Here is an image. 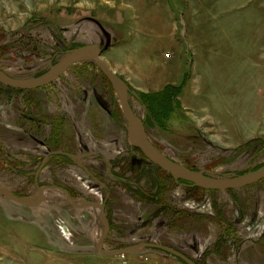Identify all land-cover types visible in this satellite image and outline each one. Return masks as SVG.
<instances>
[{
	"label": "rangeland",
	"instance_id": "1",
	"mask_svg": "<svg viewBox=\"0 0 264 264\" xmlns=\"http://www.w3.org/2000/svg\"><path fill=\"white\" fill-rule=\"evenodd\" d=\"M90 44L120 67L116 74L135 94L128 100L136 115L144 116L143 106L152 112L146 135L170 159L220 176L264 164V0H0V69L10 76L40 75L69 50ZM168 84H182L165 109H178L181 121L168 115L163 122L145 97ZM5 86L0 186L36 199L33 156L58 147L97 152L111 163L130 159L135 169L126 174L112 165L124 182L109 177L104 160L96 162L109 185L106 200V191L64 158L49 162L39 184L63 185L76 201L105 200V251L147 243L171 247L195 264H264V178L238 189H188L160 167L134 161L139 149L128 140L118 97L90 60L22 91L24 101L39 100L40 111L50 107L35 137L20 131V94L5 96L11 92ZM108 101L119 110L118 125L98 106ZM57 162L61 168H53ZM104 231L98 208H74L59 190L45 189L35 206L0 192V264H189L152 247L101 254Z\"/></svg>",
	"mask_w": 264,
	"mask_h": 264
},
{
	"label": "water",
	"instance_id": "2",
	"mask_svg": "<svg viewBox=\"0 0 264 264\" xmlns=\"http://www.w3.org/2000/svg\"><path fill=\"white\" fill-rule=\"evenodd\" d=\"M102 52L103 49L97 44H90L73 48L66 52L56 63L49 66V68L44 73L29 78L13 77L0 69V83L18 89H34L42 87L57 79L59 75H61L69 66L85 60H90L102 72L118 97L122 113L126 120V132L130 144L138 148L143 153L145 158L168 172L175 181L182 180L190 182L195 187L203 190H231L242 188L264 178V164L257 169L250 170L243 174H230L229 176H220L204 170L197 171L188 169L165 156L148 139L145 132L143 120H141L134 114L129 105L128 93H132L131 90L124 82V80L107 65V63L102 58ZM42 190L43 187L37 190L36 199L29 200L26 198L18 197L6 187L0 186L1 193H5L11 200L25 206L38 205L42 200ZM69 202L75 207L94 205L99 209L101 221L104 224L105 229L102 238L97 243V250L101 254H130L136 252L141 247H152L169 252L189 264H195L189 258L174 250L173 248L158 244L145 243L133 246L131 248H121L117 250L105 251L102 249L101 245L109 232V226L105 216L103 205L90 202L76 205L70 199Z\"/></svg>",
	"mask_w": 264,
	"mask_h": 264
},
{
	"label": "flooded vegetation",
	"instance_id": "3",
	"mask_svg": "<svg viewBox=\"0 0 264 264\" xmlns=\"http://www.w3.org/2000/svg\"><path fill=\"white\" fill-rule=\"evenodd\" d=\"M5 87L10 88V91H11L10 94L7 93L6 91H3L4 93H6L5 96H7V97H9V96H11L13 94L12 91H17L18 90V92H19L18 94H20V97H19L18 102H17L18 103V109H17V111H15V113L17 114V119L20 120L19 123H18L20 125V131L23 132V133L25 132V133L31 135L32 137H35L39 133V125H40L41 119L43 117V115L41 113H45V111H48V108H50V107H43L44 108L43 111H40L41 106L39 105V100L38 101L35 100V101H31L30 102V101H24V99H22V91L24 89L12 88V87H9L7 85ZM129 94L135 96V94H133V93H129ZM128 102H129V105H130L131 109L133 110L129 100H128ZM107 104L108 105H104V104H99L98 103V106L105 112V114H106L108 119H110L114 124L118 125L119 124V121H118L119 117L117 118V116H119L118 115V111L119 110L117 109V107L114 106L112 101H108ZM118 104H119V108L121 110L119 100H118ZM143 109H144V113L145 114H144V116L142 118L137 116L136 113L134 112V110H133V112H134V114L137 117H139L141 120H143L144 128H145L146 123H147L146 122L147 114L149 115L152 112L147 110L146 106H143ZM7 112H6V114H7ZM121 113H122V110H121ZM168 114L170 115L169 117H171V115H173L174 116L173 118H175V120L181 121V119H183L182 117H180L181 115L179 116L178 109H175V110L171 109V111H169ZM10 115H8V116H10ZM80 115H82V114H80ZM85 115H86V113H84L83 118L86 117ZM122 116L124 117L123 113H122ZM53 117H54V119H56V117H57L56 114ZM58 120H60V122L64 121L63 118H58ZM24 122H27V124H26L28 126V127H26L27 130L24 128ZM84 150L85 149H82V148H80V149L78 148V149H74V150H68V149H65V148H62V147H58V148H56L54 150H48L41 157L33 156V161L32 162H34V160H35L36 165H35L34 171L32 172L31 175H32V179H33V181H34V183L36 185L35 186L36 187L35 194L37 195V190L39 188H42V187H43L42 192L45 189H56V190H59L62 193H64L68 204L70 206H73L74 208H82V206L75 207L74 205H72L69 202V199L73 203H75L76 205H80V204L85 203V202H90V203H95V204H102L103 207H104V212H105V204H104V202H105V200L107 198H109V185H108V183H106L105 181L102 180L103 177L100 176V174H97V170L94 168L97 165L96 162L99 163V161H103L104 160L106 162V171H107L109 177L112 178L115 181H118V182H124L125 178L120 176V175H118V174L113 173L112 172V165H115V167L117 166L116 168L121 170V172L124 173V174L129 172L130 169H133V171H134L135 168L131 167L130 159L129 160L128 159L127 160L123 159V160H121V162L120 161H115L114 163H111V162L106 161V159L100 153H97V152H83ZM158 150L160 152H162L160 149H158ZM134 152L132 153L133 154L132 157H134V161H137V159H138L141 164H143L144 162H150L153 166L159 168V166L155 165L150 160L145 158L143 153L140 150H139L140 153L139 152H135L134 153ZM163 154L165 156H167V154H165V153H163ZM53 158H64V159L70 160L75 165V167H77L80 170V172H82L83 178L89 179L93 184H96L99 187L100 190H105L107 194H106L104 202L102 203V202H98V201L91 200V199H81L79 201H76L75 198L72 195V192L67 187H65L63 185H58V184H52V185L39 184L38 178H39L40 173L47 166H49V164H50L49 162ZM88 158H95L96 160L95 161L93 160L94 163H91V165L83 164L81 162L82 160L88 159ZM38 159H39V161H38ZM99 165L103 166L102 162L99 163ZM132 165H135V162H133ZM17 167L21 168L22 165L19 164V165H17ZM61 167L62 166L60 165L59 162H57V163H55L53 165V168H61ZM161 170L164 173L166 172L163 169H161ZM175 182L180 187H186L188 189H192V188L193 189H200V188L195 187L194 185H192L190 182H186V181H182V180L175 181ZM98 193H99V191H98ZM87 206H89V205H87ZM91 206H94V205H91ZM94 207H96V206H94ZM220 223H222V222L220 221ZM106 238H107V236H106ZM106 238L104 239V241L106 240Z\"/></svg>",
	"mask_w": 264,
	"mask_h": 264
},
{
	"label": "trees",
	"instance_id": "4",
	"mask_svg": "<svg viewBox=\"0 0 264 264\" xmlns=\"http://www.w3.org/2000/svg\"><path fill=\"white\" fill-rule=\"evenodd\" d=\"M181 85L182 84L180 85L168 84L165 85L164 88L160 91L148 93L145 95V97H147L149 101L155 105L154 107L155 114L157 113V115H160L162 113L161 115L163 118V122H165L164 115L165 116L169 115V114H165V109L168 108L169 104H171L169 102L177 99V95L180 92ZM170 108L172 109V107Z\"/></svg>",
	"mask_w": 264,
	"mask_h": 264
},
{
	"label": "crops",
	"instance_id": "5",
	"mask_svg": "<svg viewBox=\"0 0 264 264\" xmlns=\"http://www.w3.org/2000/svg\"><path fill=\"white\" fill-rule=\"evenodd\" d=\"M104 61L115 73H120V71H118V69H120L119 66H113V64L109 63V61H107L106 59Z\"/></svg>",
	"mask_w": 264,
	"mask_h": 264
},
{
	"label": "bare ground",
	"instance_id": "6",
	"mask_svg": "<svg viewBox=\"0 0 264 264\" xmlns=\"http://www.w3.org/2000/svg\"><path fill=\"white\" fill-rule=\"evenodd\" d=\"M45 86V85H44ZM39 88V87H38ZM258 182V181H257ZM256 183V182H255ZM251 185V184H250ZM248 186V185H247ZM245 187V186H244Z\"/></svg>",
	"mask_w": 264,
	"mask_h": 264
}]
</instances>
